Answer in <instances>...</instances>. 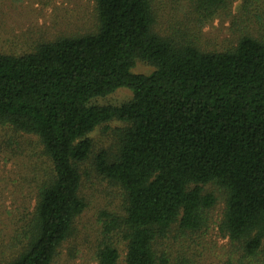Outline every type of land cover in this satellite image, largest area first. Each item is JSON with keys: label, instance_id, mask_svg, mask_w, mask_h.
I'll list each match as a JSON object with an SVG mask.
<instances>
[{"label": "trees", "instance_id": "trees-1", "mask_svg": "<svg viewBox=\"0 0 264 264\" xmlns=\"http://www.w3.org/2000/svg\"><path fill=\"white\" fill-rule=\"evenodd\" d=\"M237 2L233 23L264 24V0H96L95 32L0 52V127L36 135L49 157L0 264H55L87 208L89 135L113 121L123 124L119 148L95 163L125 207L101 214L99 264H118L121 242L126 264H196L159 245L175 226L184 237L209 227L208 184L226 191L219 228L240 263L264 264V37L247 29L235 45L205 50L198 36ZM138 61L154 69L135 72ZM120 88L130 102L99 103Z\"/></svg>", "mask_w": 264, "mask_h": 264}, {"label": "rangeland", "instance_id": "rangeland-1", "mask_svg": "<svg viewBox=\"0 0 264 264\" xmlns=\"http://www.w3.org/2000/svg\"><path fill=\"white\" fill-rule=\"evenodd\" d=\"M239 3L235 4L232 16L218 15L199 29L203 49L223 50L235 45L238 36L247 29L255 36L264 37V24L255 17L237 18L233 23ZM96 6V0H0V52L27 53L46 40L95 32L98 29ZM153 69L152 65L138 61L134 71L149 73ZM132 99L130 89L120 88L99 99V103L123 104ZM121 127V122L113 121L97 127L89 135L93 152L82 166L81 188L87 208L75 221L74 235L63 244L55 264H99L95 253L102 228L101 214L104 211L124 213L122 189L102 175L95 163L101 152L117 151ZM48 162L49 157L36 135L0 127V262L11 253L9 244L19 225V211L31 212L35 206ZM205 190L217 198L209 227L184 237L178 235L175 226L161 240L159 251L172 255L186 251V256L196 264H241L232 242L219 228L226 191L215 184L206 185ZM118 246L121 252L118 264H126V245L121 242Z\"/></svg>", "mask_w": 264, "mask_h": 264}]
</instances>
